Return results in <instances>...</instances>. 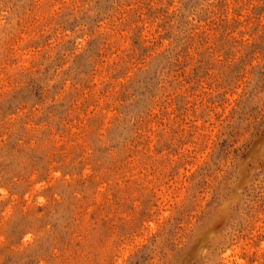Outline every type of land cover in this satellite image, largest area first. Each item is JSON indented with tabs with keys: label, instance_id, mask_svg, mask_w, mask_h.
<instances>
[{
	"label": "rangeland",
	"instance_id": "374dc122",
	"mask_svg": "<svg viewBox=\"0 0 264 264\" xmlns=\"http://www.w3.org/2000/svg\"><path fill=\"white\" fill-rule=\"evenodd\" d=\"M0 264H264V0H0Z\"/></svg>",
	"mask_w": 264,
	"mask_h": 264
}]
</instances>
